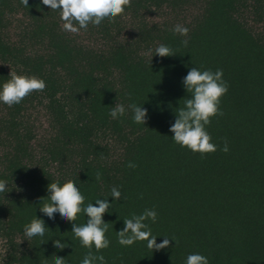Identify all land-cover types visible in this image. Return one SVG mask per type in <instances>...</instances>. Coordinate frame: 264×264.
Returning <instances> with one entry per match:
<instances>
[{
	"label": "trees",
	"instance_id": "16d2710c",
	"mask_svg": "<svg viewBox=\"0 0 264 264\" xmlns=\"http://www.w3.org/2000/svg\"><path fill=\"white\" fill-rule=\"evenodd\" d=\"M62 23L42 0H0V86L10 71L46 84L19 104L0 102V180L9 189L0 193L3 264H54L55 256L81 264L89 250L72 222L40 211L48 184L69 179L85 197L82 208L109 201V246L92 249L105 264H186L194 253L209 264H264V0H131L115 23L105 18L79 34ZM177 24L187 36L171 31ZM160 44L175 54L158 56ZM192 67L222 69L228 85L223 115L206 126L217 150L204 155L169 131L191 98L182 81ZM116 104L126 113L113 119ZM130 104L147 109L145 124L134 122ZM145 209H155L156 222H144L169 247L118 243L124 219ZM35 218L45 234L27 240L23 229ZM86 222L78 214L75 223Z\"/></svg>",
	"mask_w": 264,
	"mask_h": 264
},
{
	"label": "clouds",
	"instance_id": "9594fccd",
	"mask_svg": "<svg viewBox=\"0 0 264 264\" xmlns=\"http://www.w3.org/2000/svg\"><path fill=\"white\" fill-rule=\"evenodd\" d=\"M20 3L28 7V0H20ZM42 4L51 10H59L64 31L79 34L81 29L87 30L89 24L99 26L105 18L109 23H115L116 17L124 14L125 8L131 6V0H42ZM171 31L174 34L187 36L189 29L177 24ZM181 43L187 47L188 40H182ZM151 52L150 49L148 53H145V55L150 56V61L153 56ZM154 53L160 57H167L174 55L175 51L164 44H160L155 48ZM9 76L10 79L0 86V102L9 107L19 104L34 91L42 92L46 87L44 80L35 76L18 75L11 71ZM222 77V69L212 72L211 70L200 71L196 67H192L183 78V86L187 93L191 94V98L184 101V107L179 108L176 112V119L169 128V131L173 133L172 139L181 147H186L201 155L217 150V145L211 142L212 137L206 131V126L211 123L213 116L223 115L218 106L221 97L228 91V85ZM128 107L133 113L134 122L145 124L147 109L136 104H130ZM125 113L124 105L116 104L110 110L109 115L113 119H118ZM220 150L224 152L229 150L227 142L223 144ZM127 166L129 168L136 167L131 161ZM95 178L100 180L101 173L97 172ZM47 188L49 192L48 202L40 207V211L49 219H54L55 214L59 213L62 219L72 222L71 232L74 237L78 238L81 245L89 250L81 264H96L97 261L99 264H105L104 256L94 254L92 249L94 247L96 253H99L101 249L109 246V240L105 237L108 226L102 219L103 214L109 211V201L97 199L95 204L98 206L89 203L82 208L85 197L71 179L66 180L63 184L58 181L49 183ZM8 191L7 182L0 180V193L4 194ZM111 196L113 200L121 198L118 187L113 186L111 188ZM81 212L87 216V222L78 225L75 221ZM156 219L155 209H145L140 215L133 214L131 219H124V228L117 232L118 243L122 246H131L137 241H147V247L151 251H159L169 247V239L165 237L161 243H157L156 236L152 235L150 227L144 222L151 220L155 223ZM45 230L44 221L35 218L25 225L24 237L27 240L37 236L43 237ZM53 246L57 249H63L67 245L61 243L60 240H53ZM4 259L5 256L0 257V264H3ZM54 264H66L64 257L55 256ZM186 264H209V261L206 256L194 253L187 256Z\"/></svg>",
	"mask_w": 264,
	"mask_h": 264
}]
</instances>
